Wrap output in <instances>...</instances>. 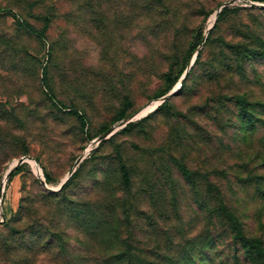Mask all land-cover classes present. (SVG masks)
<instances>
[{"label":"rangeland","instance_id":"1","mask_svg":"<svg viewBox=\"0 0 264 264\" xmlns=\"http://www.w3.org/2000/svg\"><path fill=\"white\" fill-rule=\"evenodd\" d=\"M252 51H264V0H0V264H264ZM73 169L62 192L77 211L43 197Z\"/></svg>","mask_w":264,"mask_h":264},{"label":"trees","instance_id":"2","mask_svg":"<svg viewBox=\"0 0 264 264\" xmlns=\"http://www.w3.org/2000/svg\"><path fill=\"white\" fill-rule=\"evenodd\" d=\"M228 10H229V8H228L227 6L222 7L221 10L217 13V16H216V23H214L213 26L209 29V31L207 32L206 37L204 36V38H203L202 34H201V36L199 37V41L197 42V45H196L195 48L193 49V51L195 50V52H196L195 59H194V61H193V64L190 66L189 70L187 71L185 77L181 80V83H180V87H179V89L182 88V87L185 85L186 80H187L191 75H193V73L195 72V69H196L197 65H199V64L201 63V55H202L203 52H202V48H199V47H198V45L200 44V41H202V44H203V45H205V44L209 41V38L211 37L212 30H213L214 27L217 25V22H218L219 20H221V19L223 18V16L228 12ZM24 26H25L26 28H28L30 32H32V33H37L38 35H40V37H43V36H42L43 33H38V32H37L33 27H31L29 24L24 23ZM194 54H195V53H194ZM253 54H258L260 57H263V58H264V51H261V52H259V53H256V52L252 51V54H251V55H253ZM190 61H191V60H190ZM189 63H190V62H189ZM188 66H189V64H188ZM188 66L185 65V67L180 71L179 76L184 74V72H185V70L188 68ZM185 68H186V69H185ZM173 82H174V80H173ZM52 99H53V97H52ZM166 101H167V100H164V101H163V102H162V103L156 108V110L159 109V108H161V107L166 103ZM235 101H236L238 104H241V107H240V108H241V109H240V116H241V117H244V118L247 117V118H249V119L253 118V116L255 117L254 112H255L256 110H255V109H254V111H252V110H248V108H247L248 102L243 101V100H242L240 97H238V96L235 97ZM125 117H128V115H125L124 113H122V114L119 116L120 119H123V118H125ZM131 125H133V123H132V122H129V123H127L126 126H131ZM108 128H109V127H108ZM108 128H104V129L102 130V133H103L104 131H106ZM21 166H22V165L17 166V167L15 168V170L12 172V174H13L14 172H17V171L20 169ZM178 167H179V170H180V172H181L182 175H184V176H186V177H189V178L191 179V175H192V173L186 168V166H185L184 164H179ZM119 170H120V173H121V178H122V182H123V184H124L125 186H129V185H130L129 172H128V169L125 167V165H124L123 163H121V162H120V165H119ZM76 171H77V170H76ZM76 171L73 172V174L69 177V179H68V180L62 185V188H61V190H60L59 192H56V193H55V192H45V191H44V193H43V197H45V198H48V197H50V198H51V197H52V198H55V199H57L56 203H57L58 205L63 206V207H65V208H68L70 211H72V210H74V209H76V211H77L78 206H75L76 203H74L73 201L65 202V196H64V194H63V192H62V191L64 190V188L68 185V183L71 181V179H72L73 175H75ZM45 179H46V181H49V177H48L47 175H45ZM62 200H63V203L61 204ZM66 205H68V206H66ZM21 206H23V205H21ZM21 206H20V209H19V210H18V211L12 216V219H14L13 221L21 219V218H19L18 216L21 217V216H24L25 214H28V213H27V210H29V209H27V208H24V209H23V207H21ZM38 230H39V229H38ZM256 252H257V253H260V252L263 253V252L261 251V249L258 248V247H257Z\"/></svg>","mask_w":264,"mask_h":264},{"label":"water","instance_id":"3","mask_svg":"<svg viewBox=\"0 0 264 264\" xmlns=\"http://www.w3.org/2000/svg\"><path fill=\"white\" fill-rule=\"evenodd\" d=\"M224 6H225V5H221V6L218 8V11H217V12L215 13V15H214V19L216 18L217 13H218V12L221 10V8L224 7ZM212 25H213V24H212ZM212 25L208 28V30L212 27ZM207 32H208V31H207ZM207 32H206V35H207ZM206 35H205V37H206ZM195 56H196V52H195V54H194L192 60L190 61L188 68L185 70L184 74L182 75L181 80L185 77V75H186L187 71L189 70L190 66L193 64V61H194V59H195ZM180 83H181V81L179 82V85H180ZM174 92H175V89H174L173 91L169 92L167 95H165V96L161 99V101H160L159 104H161V103H162L167 97H169L170 95H172ZM132 120H133L132 118L129 119V120H127L126 122L123 123L122 126H125L127 123L131 122ZM113 133H114V132H113ZM113 133H111V134H113ZM111 134H110V135H111ZM23 162H26V160H25L24 157H21V158L18 160V163H17V164H21V163H23ZM79 162H80V161H79ZM79 162H78V163H79ZM17 164H16V165H17ZM16 165H15L13 168H15ZM39 169H40V168H39ZM74 171H75V169L71 170V172L69 173V175H68V176H67V177H66V178L60 183V185H59L60 188H61V186L66 182V180L70 177V175H71ZM40 177H42L41 171H40ZM40 179H41V183L47 187L46 183L44 182L43 177L40 178ZM0 196H1V192H0Z\"/></svg>","mask_w":264,"mask_h":264}]
</instances>
